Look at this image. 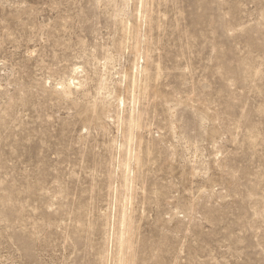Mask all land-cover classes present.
I'll list each match as a JSON object with an SVG mask.
<instances>
[{
    "label": "rangeland",
    "instance_id": "rangeland-1",
    "mask_svg": "<svg viewBox=\"0 0 264 264\" xmlns=\"http://www.w3.org/2000/svg\"><path fill=\"white\" fill-rule=\"evenodd\" d=\"M0 264H264V0H0Z\"/></svg>",
    "mask_w": 264,
    "mask_h": 264
},
{
    "label": "bare ground",
    "instance_id": "bare-ground-1",
    "mask_svg": "<svg viewBox=\"0 0 264 264\" xmlns=\"http://www.w3.org/2000/svg\"><path fill=\"white\" fill-rule=\"evenodd\" d=\"M71 83V82H70ZM73 83V82H72Z\"/></svg>",
    "mask_w": 264,
    "mask_h": 264
}]
</instances>
